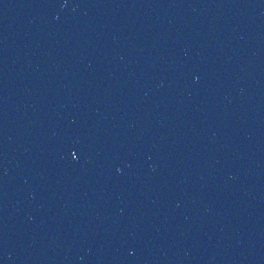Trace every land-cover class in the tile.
Segmentation results:
<instances>
[{
  "label": "water",
  "instance_id": "obj_1",
  "mask_svg": "<svg viewBox=\"0 0 264 264\" xmlns=\"http://www.w3.org/2000/svg\"><path fill=\"white\" fill-rule=\"evenodd\" d=\"M0 264H264V0H0Z\"/></svg>",
  "mask_w": 264,
  "mask_h": 264
}]
</instances>
